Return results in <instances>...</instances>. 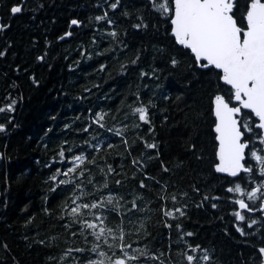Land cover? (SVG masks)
I'll return each mask as SVG.
<instances>
[{"label": "trees", "instance_id": "trees-1", "mask_svg": "<svg viewBox=\"0 0 264 264\" xmlns=\"http://www.w3.org/2000/svg\"><path fill=\"white\" fill-rule=\"evenodd\" d=\"M115 2L0 0L6 25L0 30V106L16 101L14 110L0 113L5 127L0 131V264H87L99 258L90 251L96 244L119 256V240L106 234L97 241L69 217L65 209L73 193L82 192L113 196L103 214L108 227H123L130 253L150 250L163 253L165 264H187L182 254L187 242L208 250V264H261L260 213L241 210L235 201L245 199L252 208L260 203L227 189L235 183L246 191L263 185L264 176L249 149L264 145L255 140L247 149L245 164L253 173L236 178L217 173L213 97H229L230 87L219 80L217 70L197 67L191 51L171 36L170 17L157 11L153 0H120L112 9ZM238 3L242 18L247 0ZM17 5H23L22 11L13 14L11 8ZM105 13L111 24L96 20ZM74 18L82 24L67 36ZM173 59L178 61L175 66ZM231 105L237 102L231 100ZM143 106L149 108L150 123L134 113ZM146 143L158 147L148 149ZM76 155L87 158L80 163ZM109 166L114 171L109 172ZM68 168L76 171L51 179L57 169ZM59 179L81 187L59 184ZM105 181L108 189L102 188ZM133 200L142 210L126 211ZM176 207L185 214L173 219L161 212ZM236 211L246 220H237ZM253 219L257 223L248 227ZM241 227L245 235L238 231ZM188 232L192 235H183ZM78 248L85 251H75ZM141 264L159 261L142 258Z\"/></svg>", "mask_w": 264, "mask_h": 264}, {"label": "snow or ice", "instance_id": "snow-or-ice-1", "mask_svg": "<svg viewBox=\"0 0 264 264\" xmlns=\"http://www.w3.org/2000/svg\"><path fill=\"white\" fill-rule=\"evenodd\" d=\"M119 2L120 0H116L110 7L112 9L117 8ZM153 7L162 15L170 17L173 36L180 45L191 51L197 67L204 70H218L216 74L219 80L230 86L231 95L229 97L226 98L225 95L220 93L213 97V114L216 117L214 131L217 134L216 140L218 142L217 163L214 164L215 171L226 173L233 178L239 177L241 173H253V168L245 164V150L249 149L250 143L255 140H259V143L264 145V0H247L242 18L238 16V0H160L158 4L153 0ZM21 11L20 6L11 8L13 14ZM96 20H107L109 24L112 23L111 20H108L107 13L96 17ZM80 23L78 20L71 21L72 25ZM5 27L6 25L0 24V30ZM135 27H141V25ZM65 35L70 36L71 33ZM110 35L116 37L117 33L112 31ZM60 39H64V37H60ZM0 55H3V53H0ZM43 58L39 57L38 59L43 60ZM177 63L178 61L175 59L172 60L174 66ZM231 100H235L237 105H231ZM15 104L16 101L11 100L7 107L0 106V113L14 110ZM244 109L249 111L245 113L242 111ZM134 113L139 114L138 119L140 121L150 123L149 108L147 106L135 108ZM254 118H258L259 122L254 123ZM99 119L102 120L103 115H100ZM256 129H259V131L257 132ZM4 130V125H0V131ZM248 133L253 135L249 139H245ZM108 147H112V145L109 144ZM146 147L156 149L158 146L156 143H146ZM192 148L194 149L195 145H192ZM59 155L63 157L65 155L64 151L61 150ZM249 155L258 163L260 173L264 176V148L249 149ZM73 158L83 163L87 157L76 155ZM89 162L94 161L90 160ZM136 163L138 161L134 160L133 164ZM108 170L109 172L114 171L111 166ZM164 170L168 171L167 168ZM75 171V168H68L65 172L57 169L51 179L55 181L61 175L67 176ZM80 177H85L83 171L80 172ZM88 183L92 184L93 182L88 179ZM115 183L119 185L121 181L117 180ZM59 184H71L76 189L81 187V184L76 181L63 179H59ZM140 186L145 187L143 181H141ZM102 188L108 189L106 181ZM227 191L239 193L241 196L246 194L249 201H262L260 208L254 209L246 203L245 199L236 200L235 203L239 209L248 212L264 211V198L258 196V193L261 192L260 187L246 191L239 183H235L234 187L228 188ZM90 194L93 198L91 200L86 199ZM73 196L72 204L65 209L72 222L80 223L82 231L85 229L90 230L89 234L93 235L97 241H100L106 234L111 236L113 241H120L118 245H115L120 252L119 256L116 255L115 251L109 255L108 252L99 250L101 245L96 244L90 251L96 253L99 258L89 259L87 264H141L142 258L157 260L159 264H165L160 259L163 253L156 255L150 253V250L146 251L144 249H136L130 253L127 249H131L132 245L123 243V227L120 225L115 229L108 227L107 216L103 214V210L113 204L111 194L105 196L102 192L100 195H96L95 192H82L79 196L73 193ZM82 196L85 199L77 204V200H81ZM120 199L122 200L123 197H120ZM163 199L162 196L161 200ZM171 199L175 202L177 197L172 195ZM205 199H208V197L205 196ZM215 199L219 198L216 197ZM212 207L215 208L217 205L212 204ZM139 210L142 209L139 208L136 200L131 201V207L126 209L127 212ZM161 212L164 216L173 219L177 218V213L179 216L185 214L182 207L170 210L161 208ZM88 215H91V220L76 219ZM233 215L241 222L246 220V216L240 211L234 212ZM129 222L131 223V221ZM256 223L257 221L253 219L248 223V227ZM168 227H171V225H168ZM177 229H180L179 224H177ZM117 230L119 235L114 234ZM238 231L242 235L246 234L242 227L238 228ZM183 235L191 236L192 233H183ZM180 239L182 240L183 237L181 236ZM103 243L107 245L109 250L114 247V244H109L107 239ZM185 244L186 251L182 254L187 264H208L211 260L207 249H202L199 245H187V242ZM75 251L84 252L85 249L78 248ZM197 252L200 255L197 256ZM259 252L262 254L261 264H264V247L260 248Z\"/></svg>", "mask_w": 264, "mask_h": 264}, {"label": "flooded vegetation", "instance_id": "flooded-vegetation-1", "mask_svg": "<svg viewBox=\"0 0 264 264\" xmlns=\"http://www.w3.org/2000/svg\"><path fill=\"white\" fill-rule=\"evenodd\" d=\"M27 1V0H26ZM23 3H25V1L23 0ZM17 6H21V8L23 7V5H17ZM72 20H78V21H80L79 19H77V18H74V19H71L70 20V22H69V25H68V32H71V30L74 28V27H79V25H81L82 24V21H80L81 23L80 24H78V25H73L72 26V24H71V21ZM229 87V86H228ZM235 102V101H234ZM236 103V102H235ZM245 111H248V110H246V109H244ZM258 119V118H257ZM258 123V122H257ZM246 137V136H245ZM246 155H247V151H246ZM245 163H246V161H245ZM259 196H261L262 198H264V183H263V185H262V187H261V194L259 195ZM261 200H258V201H256V203L258 204V203H260L259 204V206L257 207V208H254V209H259L260 208V206H261ZM246 203H248L247 201H246ZM245 211H247V210H245ZM254 214H258V213H260L259 215L261 216V220H260V222H261V224H262V226L264 227V211H260V210H257V211H252ZM264 229V228H263ZM261 247H264V246H261ZM260 253V252H259ZM261 254V253H260ZM261 260H262V255H261ZM261 262V261H260Z\"/></svg>", "mask_w": 264, "mask_h": 264}, {"label": "water", "instance_id": "water-1", "mask_svg": "<svg viewBox=\"0 0 264 264\" xmlns=\"http://www.w3.org/2000/svg\"><path fill=\"white\" fill-rule=\"evenodd\" d=\"M25 2H26V0H24ZM21 7V6H20ZM17 14V13H16ZM0 24H2V18H1V16H0ZM170 25H171V23H170ZM73 26V25H72ZM171 36L172 37H174L173 36V34H172V25H171ZM175 38V37H174ZM176 40V39H175ZM177 42V41H176ZM178 43V42H177ZM179 44V43H178ZM180 45V44H179ZM180 46H182V45H180ZM189 50V49H188ZM192 54V53H191ZM193 55V54H192ZM194 56V55H193ZM218 71V70H217ZM230 87V86H229ZM235 101V100H234ZM236 102V101H235ZM249 111V110H248ZM259 122V121H258ZM246 151H247V149L245 150V161L247 160V155H246ZM221 174H223V175H227L226 173H221ZM242 174V173H241ZM240 174V175H241ZM228 176V175H227ZM1 197H2V188H1V186H0V199H1ZM260 248H262V247H260ZM259 248V249H260ZM262 255V254H261Z\"/></svg>", "mask_w": 264, "mask_h": 264}, {"label": "rangeland", "instance_id": "rangeland-1", "mask_svg": "<svg viewBox=\"0 0 264 264\" xmlns=\"http://www.w3.org/2000/svg\"><path fill=\"white\" fill-rule=\"evenodd\" d=\"M259 173H260V172H259ZM262 184H263V183H262ZM256 187H260V188H261L262 186H261L260 184H256ZM256 187H254V188H253V187H251L250 191H251V190H254ZM260 194H261V192H260V193H258V196H259ZM245 198H247V196H246V195H245ZM256 201H258V200H256ZM256 201H255V202H256ZM251 202H252V203H255V202H253V201H251Z\"/></svg>", "mask_w": 264, "mask_h": 264}]
</instances>
